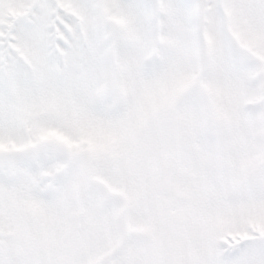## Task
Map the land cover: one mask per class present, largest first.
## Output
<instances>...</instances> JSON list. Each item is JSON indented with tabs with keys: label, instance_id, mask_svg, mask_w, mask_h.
Listing matches in <instances>:
<instances>
[{
	"label": "snow or ice",
	"instance_id": "1",
	"mask_svg": "<svg viewBox=\"0 0 264 264\" xmlns=\"http://www.w3.org/2000/svg\"><path fill=\"white\" fill-rule=\"evenodd\" d=\"M0 264H264V0H0Z\"/></svg>",
	"mask_w": 264,
	"mask_h": 264
}]
</instances>
